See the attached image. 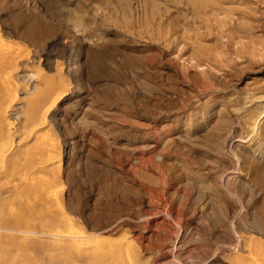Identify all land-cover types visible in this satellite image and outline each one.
Listing matches in <instances>:
<instances>
[{
    "label": "rangeland",
    "instance_id": "rangeland-1",
    "mask_svg": "<svg viewBox=\"0 0 264 264\" xmlns=\"http://www.w3.org/2000/svg\"><path fill=\"white\" fill-rule=\"evenodd\" d=\"M167 1L0 0V57L15 61L0 107L16 98L0 264H53L61 245L125 234L147 264H264V119L252 122L264 113V46L256 56L238 39L235 55L211 40V23L223 28L210 1L206 12ZM228 1L264 25V3Z\"/></svg>",
    "mask_w": 264,
    "mask_h": 264
},
{
    "label": "bare ground",
    "instance_id": "bare-ground-1",
    "mask_svg": "<svg viewBox=\"0 0 264 264\" xmlns=\"http://www.w3.org/2000/svg\"><path fill=\"white\" fill-rule=\"evenodd\" d=\"M167 1V0H166ZM188 1V0H187ZM191 1V4H187V3H185V2H183V4L185 5L186 4V7H188V9L187 10H190V11H192V12H196V10H194L192 7H194V6H192V5H195V7L196 6H200V8H203L204 10L205 9H207V8H209V7H205V2H206V0H205V2H204V0H203V2H198V0L196 1V0H190ZM208 1H210L211 2V5L210 4H208V6L210 5V8H211V14H209L208 15V17L211 19V22H215L216 21V24H218V26H221L222 28H223V30L221 29V31H217V32H215V30L213 29V27H214V24L213 23H211V30H210V32H211V40L212 41H216L217 43H219V44H221V48L223 47L224 49H226L227 51H231V52H233L235 55H239V54H241L244 50H245V46H247V49L248 48H250V46L252 47V45H253V49L255 48L256 49V51H255V49H254V51H255V55L257 54L256 52L257 51H259L257 48H258V44H260V46L259 47H261V46H264V45H261V43H264V42H261V40L264 38H261L260 36H261V34L259 35V38H258V35L257 34H255V32H256V30L258 31V29L260 30V29H262V28H264V25H262L261 23H258L260 20H257L256 18V15H258L257 14V11L254 9H251V10H247V9H245V10H239L240 8H241V5L240 6H238V8H236V6L235 5H233V6H235V7H227V6H223V4L222 3H227V2H229L228 0H224V1H222V3L219 1V0H214V2L213 1H211V0H208ZM216 1V2H215ZM232 1H234V0H232ZM236 1V0H235ZM168 2V1H167ZM170 2V1H169ZM209 2V3H210ZM165 3V2H164ZM180 3H182V2H180ZM189 3V2H188ZM232 3V2H231ZM238 3V2H237ZM249 3V2H248ZM255 3L256 4H259V3H264V0H255ZM121 5V4H120ZM248 5V4H247ZM251 5V4H250ZM252 5H253V3H252ZM251 5V6H252ZM122 6V5H121ZM192 6V7H191ZM231 6V5H230ZM244 6H246V3H245V5ZM255 6V5H254ZM144 7H146V6H144ZM250 7V6H249ZM200 8H196V9H200ZM209 8V9H210ZM245 8H247V7H245ZM253 8V7H252ZM256 8V7H255ZM260 8V7H259ZM264 8V7H263ZM183 9V8H182ZM202 9V10H203ZM241 9H244V8H241ZM250 9V8H249ZM207 10H205L204 12H206ZM168 12V11H167ZM208 12H209V10H208ZM235 12H240V14L241 15H243L244 16V18H249L250 20H256V21H251V22H249V21H244V22H237V21H231L232 19V15H234L235 14ZM191 13V12H190ZM220 13H222V14H224L223 16H225L223 19L221 18H219V17H217V15H220ZM168 14V13H167ZM206 14V13H205ZM264 14V13H263ZM236 15V14H235ZM182 17V16H181ZM207 17V18H208ZM170 19V18H169ZM209 19V20H210ZM229 19V20H228ZM259 19V18H258ZM201 20V19H200ZM203 20V19H202ZM208 20V21H209ZM245 20V19H244ZM171 21V20H170ZM204 21V20H203ZM202 22V21H201ZM205 22V21H204ZM257 23L256 25L254 24V23ZM206 23H207V21H206ZM263 24H264V22H262ZM171 24V23H170ZM201 24V23H200ZM208 24V23H207ZM206 25V24H205ZM207 26V25H206ZM216 28V27H215ZM201 34V33H200ZM262 36H264V35H262ZM255 37H256V39H255ZM195 38H196V36H195ZM224 38H226V41H223V39ZM238 39L240 40L239 41V43H241V45H243L242 47H241V45H240V48L241 49H243V50H241L239 47H238V49L236 48V49H234L235 48V45L234 44H236V40H237V42H238ZM247 39V40H246ZM0 40H2L1 38H0ZM245 40V41H244ZM263 41V40H262ZM260 42V43H259ZM1 43H3L2 41H0V44ZM217 45V44H216ZM237 45V44H236ZM254 45H255V47H254ZM218 46V45H217ZM220 47V46H219ZM252 48H250L249 49V52H253V49ZM260 49V48H259ZM262 49H264L263 47H261V49L260 50H262ZM248 50H246V52H247ZM263 52V51H262ZM232 53V54H233ZM244 53V52H243ZM242 53V55H244ZM254 53V52H253ZM241 55V56H242ZM257 56V55H256ZM224 57V56H223ZM215 58H217V57H215ZM238 58V57H237ZM7 59V58H6ZM9 59V58H8ZM220 59V58H219ZM218 59V60H219ZM223 60V59H222ZM213 61V60H212ZM216 62V61H215ZM263 62V61H262ZM13 63H15V61L13 62V61H6L5 59H2V57H0V80H1V85H4L3 84V82H8V79H9V76H4V74H3V76L1 77V74H2V72H4L3 70L6 68V65L7 64H11V65H13L14 66V64ZM218 63V62H217ZM249 63V62H248ZM256 63V62H255ZM240 65V64H239ZM228 66V65H227ZM234 66V65H233ZM215 67H217V66H215ZM212 68V67H211ZM228 68V67H227ZM235 68V67H234ZM244 69V68H243ZM6 71V70H5ZM240 72V71H239ZM6 73V72H5ZM10 75V74H9ZM10 78H12V77H10ZM216 78V77H215ZM11 84V83H10ZM16 84V83H15ZM6 85V84H5ZM12 87V86H11ZM9 88V87H8ZM11 89V88H10ZM13 89H16V88H12V90ZM16 91V90H15ZM45 91V90H44ZM11 92H14V91H11ZM15 93V92H14ZM47 93H48V91H47ZM11 97H10V102L7 104V103H5V105L3 104H1L2 105V107H0V161L1 160H3V159H5V155H4V147H3V145L4 146H6L5 144L7 143V141L9 142V139L11 140V139H13V135H12V133H11V125L13 124V123H11V121H9V117L7 118V114H8V112H9V109L12 107V103H13V100H15L16 98H15V95H10ZM37 97V96H36ZM57 97V96H56ZM53 99H54V97H53ZM31 100H33V99H31ZM7 101V100H6ZM37 103V102H36ZM39 103V102H38ZM45 111V110H44ZM43 111V112H44ZM259 113V112H258ZM262 113V111L257 115V118H256V120L255 121H252L253 122V124H255V122L256 121H258L259 120V123H261V121H262V119H264V113L262 114V115H260ZM45 114V113H44ZM39 117V116H38ZM35 118V117H34ZM46 119H47V117H46V114L44 115V116H42L41 118H39L38 120H34L35 122H32L31 121V123L30 124H25L26 125V127H27V125H29L28 127L30 128V130H29V132H30V134L31 133H35L36 131H38L39 129H41L42 128V126H43V124H45V122H46ZM37 122H39V124H38V126H36V124L35 123H37ZM3 123H5L6 125H2ZM47 123V122H46ZM24 126H22V128H23ZM26 127H25V129H26ZM28 127H27V129H28ZM14 128H15V126H14ZM255 128V126L253 125V129ZM25 129H24V131H22L23 133H22V135L20 136V137H22L23 135H25V133H27V131H25ZM17 130V129H16ZM16 130H15V132H16ZM19 132H21L20 130H19ZM13 134H14V132H13ZM36 134H37V132H36ZM46 134V133H45ZM43 134L42 133V135H40V136H38V135H35V136H37L38 138H37V141H36V143L37 142H40L41 143V141L43 142V144L41 143V145H43L44 146V153H45V155H44V159L47 161V163H48V161L50 160L51 161V158L53 157V149H54V143H53V139H52V137H50V135L49 134ZM15 136V135H14ZM30 136H32V135H30ZM34 136V138H36ZM12 137V138H11ZM56 138V137H55ZM57 139V138H56ZM17 140V139H16ZM34 140V139H33ZM19 141V140H18ZM35 142V141H34ZM10 143V142H9ZM32 146V145H31ZM56 146V145H55ZM22 147V146H21ZM55 150V149H54ZM41 155V154H40ZM55 156V155H54ZM42 159V158H41ZM7 160V159H6ZM16 162H14V164H15ZM28 163V162H27ZM3 164V163H2ZM46 164V163H45ZM52 164V163H51ZM16 165V164H15ZM54 166V165H53ZM47 168V167H46ZM46 172V171H45ZM9 175V174H8ZM7 176V175H6ZM28 176H29V174H28ZM37 176V175H36ZM34 177V176H33ZM32 177V178H33ZM8 178V177H7ZM10 178V177H9ZM31 179V178H30ZM29 179V180H30ZM34 179V178H33ZM47 179V178H46ZM1 180V179H0ZM38 180V179H37ZM42 180V179H41ZM35 181V180H34ZM40 181V180H39ZM43 181H45V178H44V180ZM48 181H50V180H48ZM54 182V181H53ZM10 183H12V182H10ZM14 183V182H13ZM30 183V182H29ZM43 183H45V182H43ZM43 183L41 184L42 186H43ZM15 184V183H14ZM2 185H3V183H2ZM53 185V184H52ZM50 187V186H49ZM53 187V186H52ZM43 188V187H42ZM35 189V188H34ZM40 189V188H39ZM54 192V191H53ZM53 195V194H52ZM42 196V195H41ZM63 222H65V221H63ZM60 223V222H59ZM68 225V224H67ZM67 227V226H66ZM68 228V227H67ZM5 229H7V228H5ZM8 230V229H7ZM6 230V231H7ZM25 230V229H24ZM9 231H11V230H9ZM26 231V230H25ZM11 233V232H10ZM27 233H30V232H27L26 231V234ZM31 233H34V232H31ZM23 234H25V232H23ZM25 234V235H26ZM38 234V233H37ZM41 234V233H40ZM75 234V233H74ZM73 234V235H74ZM32 235V234H31ZM126 235V236H125ZM124 235V238H122L121 236V240H119V239H117V240H115L116 242H113V241H110L111 239H110V236H109V238L107 237V238H102L101 236H99V238L102 240H100V239H97V238H95V240L97 239V241H93V244H95V245H92V249L91 248H84V245L85 244H87V245H85V247H88V242L87 243H85L84 245H83V247L82 248H84L85 250L83 251V250H81V249H78V247L77 248H74L75 247V245H74V247L73 246H71L70 244L69 245H61L60 246V249L58 250L59 251V253H57V254H54V255H52V257H51V260H52V263L53 264H147V262H146V260H145V255L143 256L142 255V252L143 251H141V250H139L138 248H136L135 246H134V244H133V242H132V239H131V236H127V234H125ZM57 236V235H56ZM84 236V235H83ZM85 236H87L86 234H85ZM85 236L84 237H82V238H85ZM94 236V235H93ZM59 237V236H58ZM80 237V235H78V238ZM88 237V236H87ZM86 237V238H87ZM55 238V237H54ZM62 238V237H61ZM74 238V237H73ZM88 238H91V236L90 237H88ZM93 238V237H92ZM81 239V238H80ZM106 239V240H105ZM108 239V240H107ZM3 240L4 239H0V246L2 247V249H3V252L4 251H6L5 249H7L6 247L4 248V245H5V243L3 242ZM57 240V239H56ZM74 240V239H73ZM83 240V239H82ZM88 240V239H87ZM61 241V240H60ZM80 241V240H79ZM98 241H100L101 243H98L99 245H97L96 246V244L97 243H95V242H98ZM62 242V241H61ZM74 242L75 243H77L76 242V240H74ZM89 243H91L90 242V239H89ZM25 244V243H24ZM9 245V244H8ZM78 244H76V246H77ZM22 246V245H21ZM78 246H80V245H78ZM94 246V247H93ZM17 247V246H16ZM19 247V246H18ZM90 247V246H89ZM86 249H91V250H86ZM21 250V249H20ZM29 251V250H28ZM56 251V250H55ZM52 252V251H51ZM15 253V252H14ZM13 253V254H14ZM17 253V252H16ZM32 255V254H31ZM30 255V262H37V258L35 257V255H34V253H33V255L34 256H31ZM27 257V256H26ZM145 257V258H144ZM50 259V258H49ZM41 260V259H40ZM42 263V262H41ZM26 264V263H25ZM149 264V263H148Z\"/></svg>",
    "mask_w": 264,
    "mask_h": 264
}]
</instances>
